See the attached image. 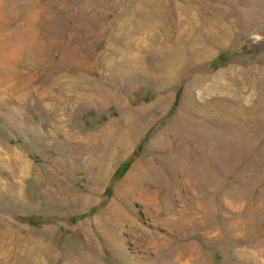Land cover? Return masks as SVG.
Returning a JSON list of instances; mask_svg holds the SVG:
<instances>
[{
	"label": "rangeland",
	"instance_id": "obj_1",
	"mask_svg": "<svg viewBox=\"0 0 264 264\" xmlns=\"http://www.w3.org/2000/svg\"><path fill=\"white\" fill-rule=\"evenodd\" d=\"M0 264H264V0H0Z\"/></svg>",
	"mask_w": 264,
	"mask_h": 264
}]
</instances>
